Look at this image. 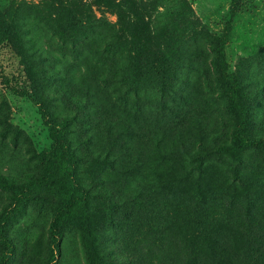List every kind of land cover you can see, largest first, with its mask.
Instances as JSON below:
<instances>
[{"label":"rangeland","instance_id":"1","mask_svg":"<svg viewBox=\"0 0 264 264\" xmlns=\"http://www.w3.org/2000/svg\"><path fill=\"white\" fill-rule=\"evenodd\" d=\"M231 0H0V177L42 176L50 129L36 93L77 157L76 180L109 264H180L179 239H264V149L235 160L234 117L214 67ZM228 69L264 136V0H239ZM46 190L15 210L0 186V264H91L80 223L59 252ZM206 233V232H205ZM55 254V260L52 255Z\"/></svg>","mask_w":264,"mask_h":264},{"label":"trees","instance_id":"2","mask_svg":"<svg viewBox=\"0 0 264 264\" xmlns=\"http://www.w3.org/2000/svg\"><path fill=\"white\" fill-rule=\"evenodd\" d=\"M238 9L239 0H231L230 18L214 45V67L218 79L228 89L227 110L234 117L230 143L222 146L220 150L241 161L247 150L264 149V136L253 137L250 134L251 106L240 78L231 73L227 65L226 43ZM8 38V31L0 27V45ZM11 88L21 96H29L38 106L45 125L50 129L52 145L39 155L42 165L40 178L18 183L14 179L0 177V186L13 192L15 210L22 208L30 198L50 190L59 200L58 209L51 222V237L55 249L59 252L63 227L67 223L77 222L84 229V246L90 263L109 264L101 257L95 243L91 219L86 208L90 194L76 180L77 157L67 144L65 127L53 121L49 109L38 94L29 93L26 89ZM211 233L209 227L201 229L199 238L190 236L189 239H179L176 253L179 255L180 264H264V239H216ZM54 255L52 260H55Z\"/></svg>","mask_w":264,"mask_h":264}]
</instances>
